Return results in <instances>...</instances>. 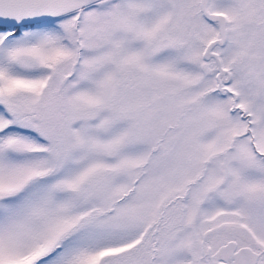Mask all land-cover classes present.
I'll return each mask as SVG.
<instances>
[{
  "label": "snow or ice",
  "instance_id": "obj_1",
  "mask_svg": "<svg viewBox=\"0 0 264 264\" xmlns=\"http://www.w3.org/2000/svg\"><path fill=\"white\" fill-rule=\"evenodd\" d=\"M0 264H264V0H0Z\"/></svg>",
  "mask_w": 264,
  "mask_h": 264
}]
</instances>
